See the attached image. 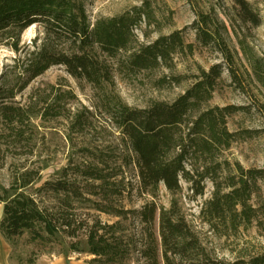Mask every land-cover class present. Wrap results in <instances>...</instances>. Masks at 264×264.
<instances>
[{
  "label": "rangeland",
  "instance_id": "1",
  "mask_svg": "<svg viewBox=\"0 0 264 264\" xmlns=\"http://www.w3.org/2000/svg\"><path fill=\"white\" fill-rule=\"evenodd\" d=\"M76 1L82 3L91 26L98 19L133 9L141 19L127 47L108 59L112 77L99 88L54 65L19 90L22 56L33 48V42L39 43L42 29L37 25L25 29L16 51L11 39L0 38V88L17 92L12 99L0 100V189L9 196L21 176L31 177L32 183L18 191L33 194L63 223L58 238L50 242L29 241L23 235L16 241L12 263L147 264L146 250L159 249L158 209L167 208L171 197L162 185L154 192L141 185L134 153L112 122L108 100L118 96L133 108L171 102L201 69L213 65L221 73L205 106H232L226 126L235 136L203 163L207 172L203 193L194 196L181 180L174 198L210 256L232 260L264 250V220L235 228L209 223L201 211L214 192L227 190L225 177L236 165L264 169V0H244L247 13L236 0ZM201 13L209 16L211 29L221 32L231 57L213 43L203 45L197 39ZM176 30L181 31L185 45L167 60L132 71L123 64L137 48ZM54 45L67 46L61 41ZM2 106L17 108L14 114L21 115L6 118ZM59 178L75 181L81 193L78 200L63 193L37 195L35 190L43 181ZM251 203L264 212V179L257 182ZM151 204L156 212L148 221L143 212ZM90 231L117 243L121 253L113 263L88 252ZM10 252L0 235V264H11Z\"/></svg>",
  "mask_w": 264,
  "mask_h": 264
},
{
  "label": "trees",
  "instance_id": "2",
  "mask_svg": "<svg viewBox=\"0 0 264 264\" xmlns=\"http://www.w3.org/2000/svg\"><path fill=\"white\" fill-rule=\"evenodd\" d=\"M236 1L241 11L247 13V2ZM133 10L135 12L126 10L98 19L91 26L82 3L76 0H0V38L11 39L10 45L15 51L20 35L28 27L37 25L43 33L39 43L33 42V48L22 56L18 89L54 65L64 66L71 76L84 78L98 88L110 82L108 59L127 47L133 27L141 19V14ZM198 17L197 39L203 45L213 43L224 56L231 57L221 32L209 27V16L201 13ZM60 41L67 45L65 49L54 45ZM184 45L181 31L176 30L137 48L123 64L131 71L151 68L182 50ZM220 73L218 65L201 69L194 82L171 102L156 101L146 107L133 108L118 96L108 100L112 105V122L134 153L141 185L151 192L162 185L171 197L167 208L158 209L159 249L146 250L147 264H264V250L232 260L210 256L174 198L181 190V180L188 184L194 196L203 193L207 173L203 163L213 159L235 136L226 126L227 117L234 108L205 106ZM16 93L13 88H0L1 102L12 99ZM2 107L6 118L21 115L20 112L14 114L17 108ZM263 179L264 169H244L236 165L234 172L225 177L227 190L214 192L202 208L207 221L235 228L238 225L247 227L253 221L261 224L264 212L251 201L257 182ZM32 181L29 176H21L9 196L0 189V235L11 247V264L16 241L23 235L27 234L29 241L50 242L62 232L63 223H59V218L49 208L40 205L33 194L18 191ZM35 192L40 197L63 193L78 200L81 196L75 181L63 178L45 180ZM147 211L143 214L151 221L156 212L154 205L147 206ZM86 245L89 253L104 257L108 263H113L121 253L115 241L96 231L89 232ZM31 262L27 260L26 264Z\"/></svg>",
  "mask_w": 264,
  "mask_h": 264
},
{
  "label": "bare ground",
  "instance_id": "3",
  "mask_svg": "<svg viewBox=\"0 0 264 264\" xmlns=\"http://www.w3.org/2000/svg\"><path fill=\"white\" fill-rule=\"evenodd\" d=\"M31 27V26H30ZM2 215V205L0 204V216Z\"/></svg>",
  "mask_w": 264,
  "mask_h": 264
}]
</instances>
